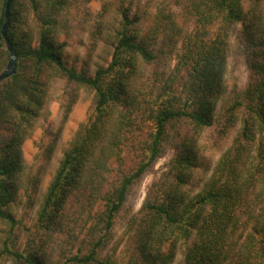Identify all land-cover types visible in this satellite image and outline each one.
I'll return each instance as SVG.
<instances>
[{"label": "trees", "instance_id": "obj_1", "mask_svg": "<svg viewBox=\"0 0 264 264\" xmlns=\"http://www.w3.org/2000/svg\"><path fill=\"white\" fill-rule=\"evenodd\" d=\"M79 1L10 4L7 39L17 63L0 85V264H173L178 253L181 264H264V0H163L150 22L131 2L106 0L91 51L114 12L112 53L93 73L68 67L55 42ZM171 2L181 7L183 34ZM5 4L0 0V72L9 57ZM232 37L247 84L218 114ZM55 80L73 86L62 122L79 89L93 93V107L27 226L13 214L21 146ZM208 130L210 149L229 141L217 160L202 151ZM164 156L165 171L126 223L122 254L116 222L134 185Z\"/></svg>", "mask_w": 264, "mask_h": 264}, {"label": "rangeland", "instance_id": "obj_2", "mask_svg": "<svg viewBox=\"0 0 264 264\" xmlns=\"http://www.w3.org/2000/svg\"><path fill=\"white\" fill-rule=\"evenodd\" d=\"M105 1L80 0L70 6L64 14L62 29H60L61 32L55 42L63 45L62 57L68 67H72L77 71L84 69L89 73H93L98 67L109 63L112 53L111 33L116 19L114 12L109 14L111 17L107 21L101 41H99L96 49L91 51V35L95 30L96 15L101 11ZM128 2H131L134 11H146L149 17L148 22H150L152 15L156 12V8L162 4L163 0H126L125 5ZM171 7L174 11L176 28L183 34L184 27L187 24L181 14V7L173 2H171ZM192 27L193 25L190 21L188 30H191ZM169 66H172L171 62L166 63V68ZM246 84V66L237 48V43L232 37L227 60L225 92L217 106L218 114L222 113L230 105L234 97L244 89ZM72 87L64 80H55L50 83L46 106L42 110L34 129L21 146L24 169L19 182L13 214L27 226H32L35 223L37 213L52 180L62 151L77 131L79 125L87 120L92 111L93 93L85 89H79L77 90L76 101L67 119L62 122L63 104L66 103ZM211 131L208 130L203 134L201 145L204 150L202 151L205 155L217 160L220 153L229 145V141L218 148L210 149ZM53 142H55V145L50 151L49 148ZM168 159L167 156L159 159L134 185L124 210L116 222L114 242L121 244L119 251L122 254L126 240V223L141 208L149 186L165 171ZM5 230L4 227L0 226V242L4 238L3 231ZM122 256L120 254V257ZM173 264H181L180 253H178Z\"/></svg>", "mask_w": 264, "mask_h": 264}, {"label": "water", "instance_id": "obj_3", "mask_svg": "<svg viewBox=\"0 0 264 264\" xmlns=\"http://www.w3.org/2000/svg\"><path fill=\"white\" fill-rule=\"evenodd\" d=\"M12 0H6V4H5V22L2 26L1 29V35L3 37V39L6 42V48L9 52V57H8V61L6 66L4 67V69L0 72V85L7 79H9L11 76H13V74L15 73L16 70V55L12 49L11 44L9 43L8 39H7V26L9 23V18H10V4H11Z\"/></svg>", "mask_w": 264, "mask_h": 264}]
</instances>
